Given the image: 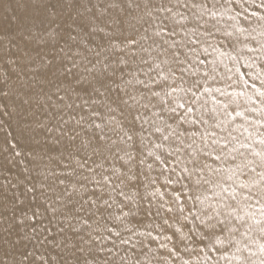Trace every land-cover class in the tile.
<instances>
[{"label": "snow or ice", "instance_id": "obj_1", "mask_svg": "<svg viewBox=\"0 0 264 264\" xmlns=\"http://www.w3.org/2000/svg\"><path fill=\"white\" fill-rule=\"evenodd\" d=\"M0 264H264V0H0Z\"/></svg>", "mask_w": 264, "mask_h": 264}, {"label": "bare ground", "instance_id": "obj_2", "mask_svg": "<svg viewBox=\"0 0 264 264\" xmlns=\"http://www.w3.org/2000/svg\"><path fill=\"white\" fill-rule=\"evenodd\" d=\"M241 71H242L243 73H248L250 70H249L248 68L244 67L243 64H242V65H241ZM245 78H246V79H250V77H248V76H246Z\"/></svg>", "mask_w": 264, "mask_h": 264}]
</instances>
